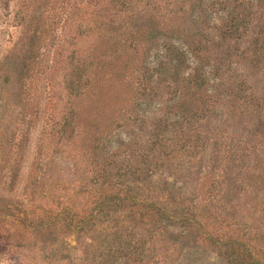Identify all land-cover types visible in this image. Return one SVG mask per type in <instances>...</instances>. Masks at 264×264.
Here are the masks:
<instances>
[{
	"label": "rangeland",
	"instance_id": "1",
	"mask_svg": "<svg viewBox=\"0 0 264 264\" xmlns=\"http://www.w3.org/2000/svg\"><path fill=\"white\" fill-rule=\"evenodd\" d=\"M5 1L8 9L0 0V263L27 262L25 249L34 257L54 256L53 264H65L66 253L76 262L91 261L90 253L70 249L77 234L61 223L73 217L71 209L83 218L93 207L94 195L85 190L92 182L83 169L97 173L116 153L122 170L128 164L144 167L142 160L157 155L162 162L156 174L143 183H124L155 189L156 202L179 200L201 210L215 235L231 238L264 264V0H128L125 6L118 0ZM157 8L160 26L152 29L149 12ZM227 21L237 30L228 31ZM41 22L48 31L32 56L29 39ZM96 26L102 37L85 31ZM138 29L142 33L131 41ZM112 41L132 60L116 81L122 90L117 104L106 101L114 122L95 142L87 129L96 115L92 107H81L80 128L59 131L62 116L82 98L89 101V93L75 95L69 87L74 66L88 48L103 52ZM168 47L186 51L187 65L177 76L168 59L160 70L153 65L155 58L165 61L161 53ZM202 72L205 83L198 87L193 75ZM104 75L106 86L115 83L109 69ZM156 140L164 143L167 157L151 144ZM183 144H191L186 154ZM20 219L48 224L27 242ZM103 219L94 243L120 233L133 235V246L136 237L148 238L145 229L112 230L113 222ZM180 232L169 226L160 232L169 235H159L150 250L146 243L142 255L129 261L113 256L106 264H232L196 238L182 240ZM80 234L83 245L91 242L88 230ZM166 248L163 262L159 256Z\"/></svg>",
	"mask_w": 264,
	"mask_h": 264
},
{
	"label": "trees",
	"instance_id": "2",
	"mask_svg": "<svg viewBox=\"0 0 264 264\" xmlns=\"http://www.w3.org/2000/svg\"><path fill=\"white\" fill-rule=\"evenodd\" d=\"M2 1L6 4H3V9H8L7 2L5 0ZM118 1L120 4H123V6L128 2V0ZM152 4H155V2H149V5ZM13 7L15 15H18L21 11L20 7L16 3ZM158 10L159 9L157 8L155 12H149L150 27L152 29H157V27L160 26V21L157 19L160 15L158 14ZM22 20H24V17L20 15V24H23ZM228 23H230L228 31L237 30L238 25L232 26V22L227 21L226 27ZM231 27H233L232 30ZM79 29L81 30L80 27ZM87 30H89L88 32L97 35V37H102L100 35L102 30L99 26L93 28L88 27L85 31ZM47 31L48 24L46 25L45 22H41L40 24L37 23L34 27V31L29 39L28 47V51L32 56H35L37 51H39L40 45L45 41V34H47ZM140 33L142 32L139 29L135 30L133 33L134 35L130 37V40L137 41L136 34ZM75 44H78V41H76ZM166 50L168 51L161 53V57H163L165 61H163L162 58H155L153 65L159 67L160 70V67L166 63V60L168 59V62L173 65L174 73L177 76L178 70L182 66L187 65L186 51L183 50V48H180L179 50V48L177 49L175 47L172 49L168 47ZM78 51V49L74 50L76 55L78 54L77 56L81 57V52ZM86 53L85 57H81L82 61H80L79 65L77 64L74 66L69 81V87L75 95H85L86 92L89 93V101L82 98V101H78L79 107L75 105L70 109L69 114H64L62 116L63 123L60 125L59 131L69 130L72 132L75 128H80L79 124L76 126V121L80 114L81 107H92L96 117L90 121L92 130L87 129V131L94 134L93 137H95L96 142L115 120L114 111H110L109 107H107L108 105L106 101L110 100L113 105L117 104V100L115 99H117L122 90L116 81L118 78L122 79L125 76V73L129 70V66L132 64V60L128 58V53L122 45H119V41H112V44L107 45L103 52H101L99 46L97 48H88ZM107 69L110 70L112 78L115 81L112 85L109 84L110 86H106L103 80L104 76H107L104 75ZM29 70L30 69L27 71ZM193 76H195L196 79H199L197 84L198 87L205 83L204 73L203 76L200 75V73H195ZM96 118L100 119L97 120ZM102 121H105V123H102ZM161 131L163 132V127L155 130V133L153 134L155 137H158L159 134H161ZM151 144L154 147L158 145L159 151L162 152L163 156L165 155V157H167L168 152H166L165 145L162 141L156 140ZM190 145L183 144L181 146L184 154L189 151ZM110 156L111 158L106 161L104 166L97 168L96 171L99 172L94 173L95 171L87 169L86 167L83 169V175L81 174L85 178H90V182H92V184L88 185L85 189L86 192L94 195L92 196L94 197L92 209L87 213L85 212L86 214L83 215V218L75 217V212L71 209L73 217L67 218L66 220L64 219L65 221L61 223L64 224L68 230H72L74 227L75 233L77 234V245L72 247L68 245L70 249H79L83 254L90 253L92 259L90 261L88 257H84L76 262L75 257H71L70 254L66 253L64 257H62L67 258L65 259V264H92L91 262L94 264H106L108 261L114 260L112 258L113 256L116 259L117 257H122L124 259L127 258V261H129V258L136 256L134 254L142 255L144 251L143 247L146 243L149 242L150 246L149 244L148 246L150 250L158 244L152 241L159 242V235L161 238L164 236L167 237L169 234L162 235L160 232L169 226L173 228H175V226L181 228L179 237L182 240L196 238L198 243L200 242L205 246L210 245L214 247V249H217V251L223 257H226V259L232 264H257L259 260L254 259L250 254L247 255L245 252L246 250L244 248H239L240 246H237L231 238H225L224 234L220 237H218L217 234L215 235L212 229L207 226V219L205 218V215L202 214L201 210L197 211V208H190L183 202H179V200H174L172 203L156 202L157 196L151 194L156 191L155 189L144 187L142 184L141 186L140 184L130 186L124 183L130 180L132 182L143 183L145 178L149 177L150 179L152 175L156 174L153 170L155 167H158L157 163L162 162L157 155L153 156L152 154V157H150L149 154V160L147 157L145 160H142L143 165H145L144 167L136 166L132 168L131 165L128 164L127 170H122L121 167H119V159L116 153H112ZM98 164L99 163H96L94 166H97ZM115 167H118L115 173L109 172L111 168ZM90 173H92V175L89 176ZM140 175H143L144 177H140ZM117 178L121 179L117 180ZM145 189H149V195H144ZM105 210H107L106 213ZM117 212H121V214L123 213L122 219L117 218ZM23 215L24 217H28L25 212ZM103 217L104 222L109 221V224L110 222H113V225H111L112 230L116 229L118 225L124 227L125 230H127L128 227L137 228L139 230L145 229L148 238H140L138 241L137 239H139V237H136L135 245L133 246L131 245L130 239H133L134 236L131 235L132 238L129 239L125 238V236L120 233L110 240L105 239L102 243L98 240L97 243H94L96 238L100 237V234L95 238L92 237V235L94 232L97 234L98 227L100 224H103L99 222L100 218ZM35 218L41 221L43 216L37 214ZM20 220L27 236V239L25 240L27 242L28 240L30 241L36 238V233H34V231H38L40 228H43L48 224V222L40 221H37L35 224H30L25 222L26 219ZM86 230L91 233V242L83 245L81 240L83 234L80 233ZM115 231L119 232L118 230ZM136 233L138 232L136 231L135 234ZM103 242L107 244H104ZM168 249L169 248H166L164 251L162 250V254L159 256L163 262H165L163 254H166ZM25 250V252H27V255H25L27 257V262L14 264H53L52 260H56L54 259V256L53 259H49L48 256L40 258L39 255L34 257L29 255L31 253L28 249ZM246 256H248L249 262L246 261ZM136 260L140 261L139 258ZM54 263L56 264L57 262L54 261Z\"/></svg>",
	"mask_w": 264,
	"mask_h": 264
}]
</instances>
